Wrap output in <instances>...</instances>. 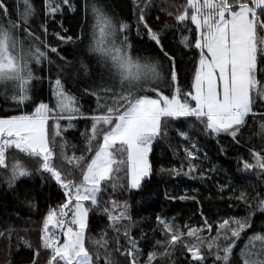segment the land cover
I'll return each instance as SVG.
<instances>
[{"label":"snow or ice","instance_id":"obj_1","mask_svg":"<svg viewBox=\"0 0 264 264\" xmlns=\"http://www.w3.org/2000/svg\"><path fill=\"white\" fill-rule=\"evenodd\" d=\"M24 5V11L13 18L7 0H0V96L15 111L32 109L0 118V169L7 173L6 191L18 200L19 183L33 175L32 168L17 158L23 155L42 177L55 181L64 202L44 214L37 243L19 236L18 211H5L0 217V239L7 234L10 245L15 232L33 252L31 264H121V258L126 264H178L177 249L185 259L190 253L189 264H209V260L211 264H264V220L256 222L257 213L264 217V197L257 190L253 207L247 192L236 196L231 185H221V195L223 189H231L230 199L242 201L245 214L221 219L215 226L203 212L201 226L180 225L176 218L158 214L152 236L159 230L163 239L153 242L143 229L139 237L134 235L138 222L132 218L128 200L118 203L110 196L103 207L106 227L100 235H90L91 214L101 207L109 185L113 195L131 197L156 173L152 155L168 137L173 122L191 121L192 130L216 139L223 134L240 146L258 138L261 147L253 144L248 148L250 159L238 161L243 172L259 170L258 176L264 175V0H186L174 6L175 11L154 0H134L140 12L137 35L143 44V29L149 41L142 48L131 37V25L112 15L104 0H43V36L32 27L38 12L35 5L30 0H24ZM153 8L167 17L158 29L145 15ZM66 11L80 15L79 32L70 36L63 30L52 35L60 44L74 45L73 52L79 54L75 62L61 55L59 45L53 46L48 39V19ZM168 32L174 41L179 36L177 43L183 49L198 50V58L193 55L190 91L181 92L177 51L164 43ZM69 76L79 79L84 92L95 99L93 115L85 116L76 97L66 90ZM45 79L52 87L54 106L42 101L36 87ZM167 89L172 90L170 95ZM80 118L90 119L91 127L81 133L84 147L76 156L79 144L68 141L61 125L50 121L67 120L66 128H72ZM176 131L191 143V148L180 145L187 171L161 167L158 174L211 179L207 173L216 169L197 164L199 149L191 131ZM10 157L16 158L11 165ZM188 198L195 200V196L180 197ZM21 203L36 207L27 196ZM213 227L215 235H211ZM109 232L115 234L114 244L108 241Z\"/></svg>","mask_w":264,"mask_h":264},{"label":"trees","instance_id":"obj_2","mask_svg":"<svg viewBox=\"0 0 264 264\" xmlns=\"http://www.w3.org/2000/svg\"><path fill=\"white\" fill-rule=\"evenodd\" d=\"M10 5V10L13 13V18L17 13L24 11V0H7ZM35 8L38 10L37 15L32 19V27L36 29L38 34L43 36L41 25L45 23V15L43 10V0H30ZM140 2V0H137ZM156 4H164L165 7L173 6V11L177 5H183L186 0H154ZM202 2V0H201ZM104 3L108 5L109 12L131 25V37L136 42L138 48H142L143 44H148V37L146 31L141 29L143 35V44L140 43L141 36L137 35L136 21L140 15L139 9L134 7V0H104ZM158 11L156 8L146 12L148 23L154 28H160L161 24L167 17L162 14L160 20H157ZM190 23V22H189ZM61 25L63 26L61 28ZM48 31L49 42L53 46L59 45L61 55H64L68 60L75 62L79 54L73 52V44H60L56 37L52 35L55 32H63L67 30V35H74L79 32L81 27V17L79 14L72 12H65L63 16L57 14L55 19L49 18L46 24ZM193 28L194 25H191ZM173 40V34L168 32L165 36V46L169 50L177 51V62L180 69L179 83L181 92H187L191 89V82L194 73L193 55L198 58V50L192 52L183 49L178 45L177 41ZM154 50V49H153ZM181 52L185 54L180 55ZM53 59H58L53 55ZM55 71V68H53ZM37 75L47 76V72L37 73ZM55 75L51 79L55 80ZM36 87L40 90L42 101L48 103L51 101L54 106L55 100L52 98V87L49 84L48 79L43 81L42 86L37 84ZM85 85L79 80L69 76L66 79L65 88L68 92L76 97L77 107H80L85 116H91L94 114L93 110L96 108V101L93 97L87 95L84 92ZM171 89H167L166 93L171 94ZM40 102V101H38ZM8 107L4 98L0 99V118H5L10 115L27 114L31 108H21L19 111L13 109L6 111ZM184 120L185 118H180ZM50 123H59L61 125V132L64 137L67 138L73 144H79V148L75 151V155H80V148L84 147V137L81 133L86 132L91 127V120L77 119L73 121L72 128H66L67 120H54ZM191 121L189 123L176 124L173 122L169 125V135L166 139H162L156 146L155 153L152 155V160L156 173L153 174L150 180H146L143 184L141 191H134L132 196L129 197L127 193L123 195H113L111 193V185H109V191L101 198V207L96 209L91 214V227L92 233L90 235H100L102 230L106 227L108 221L107 217L103 215L104 202L111 196L112 199L118 203L124 200H128L130 205V212L134 221L138 222V227L133 230L135 236L139 237L140 230L143 229L153 239H163L159 230L152 236V229L157 228L156 216L159 214L161 217L176 218V223L180 225L190 224L194 226H201L203 219L201 212L208 218L214 226L221 219L231 216H243L245 214V205L242 201L236 199H230L233 195L231 189H223L221 195V185H231L235 189V195L238 196L241 191H246L248 199L252 206H256V201L253 199L257 195V190L260 196L264 197V175L258 176L259 170H249L247 173L242 171V163H239L238 158L250 159L248 148L254 144L258 149L261 147L259 139L253 140L252 144L246 146L235 145L229 137L221 134L219 139L212 138L204 135L198 129L192 130L190 128ZM177 128H183L189 130L192 133L194 142L199 149V160L197 164L203 169L215 168L216 171L207 173L211 179L202 180L199 178H189L182 173L179 176H170L167 172L163 175L158 174L159 169H181L187 171V159L185 157L184 147L180 145H187L191 148V143L182 140L177 135ZM54 130V129H53ZM223 148V151H222ZM175 149V151H174ZM59 150V149H58ZM196 151V149H191ZM68 155H73L71 148L68 149ZM20 162L27 163L33 170L31 178H24L17 189L19 193V199L15 198L14 193L6 191V185L3 181L6 179L7 173L4 169H0V217H3L5 211L9 213L19 212L21 219L16 221V225L21 229L19 236L24 240H31L33 244L38 242L39 229L44 214H46L49 208H56L57 205L64 202L63 191L59 189L55 181L49 180L47 176L42 177L35 171L36 165L31 161H26L23 155L17 157ZM90 158V157H89ZM16 162V158H9V165ZM202 162V163H201ZM198 175V174H196ZM78 179V178H77ZM194 190V191H193ZM188 195L189 197L195 196V200L188 198L181 200V196ZM25 196L29 197L36 207L28 208L26 204H22ZM231 206V207H230ZM111 207V205H109ZM264 220L259 213L256 216L257 224H260ZM27 221V223H25ZM27 229L28 231H23ZM257 231L259 229H256ZM215 227L211 232V235H215ZM204 235H208L207 232ZM247 239V237H245ZM109 243L114 244L115 234L108 233ZM241 246L243 240L240 241ZM9 246L11 252L9 253ZM206 251V249H205ZM239 249H237V252ZM33 252L25 247L23 240H18L17 234L14 232L11 237L10 245L7 238L0 239V264H7L11 260V264H31ZM176 259L178 264H189L191 261L190 253L187 255V259L181 255L179 249L176 252ZM121 264L126 262L121 258ZM211 264V260H209Z\"/></svg>","mask_w":264,"mask_h":264},{"label":"rangeland","instance_id":"obj_3","mask_svg":"<svg viewBox=\"0 0 264 264\" xmlns=\"http://www.w3.org/2000/svg\"><path fill=\"white\" fill-rule=\"evenodd\" d=\"M167 94V93H166ZM2 98H4L3 96H0V99H2ZM12 108H9V107H7L5 110L6 111H9V110H11Z\"/></svg>","mask_w":264,"mask_h":264}]
</instances>
